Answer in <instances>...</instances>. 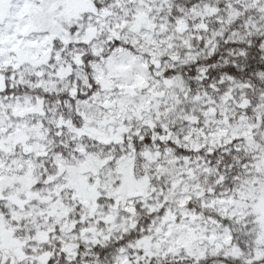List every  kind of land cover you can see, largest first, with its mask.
Listing matches in <instances>:
<instances>
[{
    "label": "snow or ice",
    "instance_id": "6c2138e0",
    "mask_svg": "<svg viewBox=\"0 0 264 264\" xmlns=\"http://www.w3.org/2000/svg\"><path fill=\"white\" fill-rule=\"evenodd\" d=\"M0 264H264V0H0Z\"/></svg>",
    "mask_w": 264,
    "mask_h": 264
}]
</instances>
